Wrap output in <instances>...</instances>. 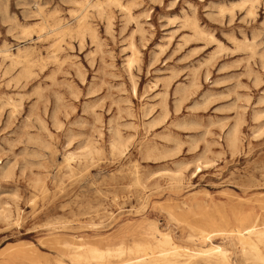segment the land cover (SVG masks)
<instances>
[{"label":"rangeland","instance_id":"1","mask_svg":"<svg viewBox=\"0 0 264 264\" xmlns=\"http://www.w3.org/2000/svg\"><path fill=\"white\" fill-rule=\"evenodd\" d=\"M83 1L0 0V262L135 238L149 258L155 240L120 234L148 221L195 252L191 205L264 204V0Z\"/></svg>","mask_w":264,"mask_h":264},{"label":"bare ground","instance_id":"2","mask_svg":"<svg viewBox=\"0 0 264 264\" xmlns=\"http://www.w3.org/2000/svg\"><path fill=\"white\" fill-rule=\"evenodd\" d=\"M104 1L107 3H117L121 5L120 0H84L83 3L86 5L84 7L93 6L97 7L100 12H107L108 9L105 8ZM245 2L248 1L245 0ZM250 2L251 6L247 10V14L253 16L256 13L254 5L255 1L252 0ZM86 17L87 15L84 14L79 19V25L80 27H85L92 30V33L95 35V30L87 23ZM60 22L61 21H59V23ZM68 22H70V20ZM191 24L195 32L198 33V36L204 32L197 24L196 20H192ZM64 28L65 26L60 24L58 29ZM245 39H247L246 36ZM130 47L132 48V55L129 56L131 57L128 60L129 64L133 62L134 56L136 52H138L133 42ZM0 51L3 52L5 56H12V54L9 53L8 48H2ZM238 140L239 137L237 135V129H234L231 132V136L229 137V142L232 145H237ZM113 146H115V144ZM70 158H72L71 155L68 157V159ZM260 202L261 201L258 199H253L251 201L252 205L249 204L250 207L245 208L244 210H240L237 206L235 207L233 204H231V207L228 209H224V211L220 210L215 218L213 217L212 211L214 206L205 204L204 208H202L200 203L198 205L199 208L194 210L192 207L193 205H191V207H189V213L195 215L197 220L196 223L192 222L189 224L191 229L186 233L185 237H188V239L192 241V245L196 249L195 252L180 251L178 246H176L175 242L173 241V236L169 231L162 230L155 221H148L143 225H139L138 229H123L120 231V234L123 233V237H137L138 235L135 236L134 231L140 230L141 237H148L150 240H155V250L150 252L151 255L149 258L144 257V254L140 256L138 255L135 245H140V243L136 240V238L134 239L136 242L135 245L127 243L126 241H120L114 244H106L105 246L90 244L87 241H82L79 243L72 241L68 243L70 246L66 247L69 248V250H64L62 256L67 258L71 264H114V257L128 258L127 262L125 263L122 260H118V262L115 264H264V204ZM256 203L259 206V209L263 210V212H254L255 208H253V204ZM5 217L9 218L7 215H5ZM202 221L205 223L212 221L214 224L223 221L224 224L226 223L228 225H232L233 227L231 230L218 228L209 231L201 227L199 223ZM233 224L236 225V227ZM129 234L131 235L129 236ZM214 235H221L224 237H212ZM82 239L83 238L80 240ZM218 239L220 242L217 243L216 240ZM55 240L61 244L58 237H56ZM229 243L233 245L239 244L240 253L239 255H235V261L234 258L228 254L229 249L227 246ZM9 252L10 253L0 262V264H51L52 262L48 257H46L43 259V262L40 263V261L36 259L37 250L33 248L32 245L20 246L14 252L11 253L10 250ZM55 263L68 264L63 257L56 258Z\"/></svg>","mask_w":264,"mask_h":264}]
</instances>
